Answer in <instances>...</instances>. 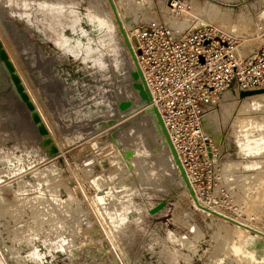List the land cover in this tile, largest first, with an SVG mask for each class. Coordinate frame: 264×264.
I'll list each match as a JSON object with an SVG mask.
<instances>
[{
	"label": "rangeland",
	"instance_id": "obj_1",
	"mask_svg": "<svg viewBox=\"0 0 264 264\" xmlns=\"http://www.w3.org/2000/svg\"><path fill=\"white\" fill-rule=\"evenodd\" d=\"M47 1L64 3L61 0ZM72 1L65 3L74 4L83 13L92 9L95 2H100L102 6L97 4L94 7L96 11L101 10L98 13L100 18L114 17L107 0ZM116 1L122 5L124 3V0ZM127 1L139 3L143 0H126L125 3ZM174 3L177 5L173 6ZM33 4L27 10L31 20L28 21L20 17V13L7 16L10 9L0 2V36L10 56L15 58V64L19 67L17 56L21 44L18 41L20 34H24L31 45L27 43L24 48L26 58L23 67L29 68V64H33L31 59L36 56V48L48 64L52 76L56 74L58 78H63L66 82L62 80V83L73 87L72 90L76 85L75 88H82L81 97L85 98L86 107L83 111L91 110L98 100H103L105 105H102L103 111L89 121H82L80 128H64L66 121H62L63 117L68 116L69 110L75 106L59 101L56 105L50 103L44 109V105H40L46 102L44 97L35 96L40 95L42 89L36 82L31 87V69L22 72L19 67L30 91L33 92L31 88L36 90L34 100L46 119L60 154L56 158L46 159L32 123L29 126L17 119L20 116L17 107L0 108V264H232L229 252L230 242L237 232L235 225L207 217L197 210L175 172H172L165 147H159L158 155L152 151L156 135L153 125L149 122L147 128L140 126L134 130L140 133L138 141L134 139L135 132L129 134L132 124L117 127L130 121L135 122L131 126L134 127L143 117L142 111L118 116L114 111L118 107H112L117 100L113 93L116 87L121 86L119 93L127 91L114 67L116 62L121 64L127 58L117 27L110 23L113 28L111 32L99 31L96 34L101 43V63L92 62L89 56L79 63L64 56L54 45L46 31V23L42 22L40 12L34 11ZM210 6H220L221 10L227 12L223 19L227 26H239L241 18H248L250 25H260L259 35L230 34L229 28L224 30L220 22H212L210 17L201 13ZM133 8H123L131 33L152 25H167L175 32L174 26H171L173 23L166 22V16L173 18L184 8L194 13V18L190 22L192 26L180 30L182 32H177L178 35L205 25L212 26L219 35L234 43L240 60L251 58L264 47V0H148L145 6L147 11ZM83 24L85 22L81 26ZM11 31L15 39L10 38ZM87 55L93 56L92 53ZM68 60L71 63L69 70L64 66ZM98 70L108 75L109 82L96 81L95 76L88 75ZM3 78L7 79L0 65V79ZM8 84L7 80L5 86L9 87ZM131 94L130 99L135 100V95ZM1 100H5L3 95ZM242 100L238 98L236 88L232 87L216 95L213 102L206 105L203 126L212 139L213 148L207 158L194 163L192 175L187 173L201 202L264 232V185L259 180L264 176V107L260 113L244 110V114L252 113V122L248 121L247 128L240 131L238 122L243 120V113L240 112ZM245 101L250 102V99ZM259 102L263 105V102ZM105 108H108L107 111H104ZM23 118L28 120L27 113ZM115 118V126L94 131L95 126L97 129L103 127L101 121ZM122 128L127 129L121 131ZM75 131L78 133L74 134ZM118 132L116 136L121 143L138 149L139 155L133 157L131 162L120 153L121 146L116 147L108 142L98 147V136ZM83 133L90 135L79 140ZM253 140L255 144H251ZM140 158L150 163L158 183L150 181L145 172L139 173L134 163ZM252 162H259L258 169H253ZM129 164L132 169H129ZM162 202H166V208L150 215L149 211ZM176 236H184L181 238L182 246L174 242ZM259 242L258 256L264 254V241Z\"/></svg>",
	"mask_w": 264,
	"mask_h": 264
},
{
	"label": "bare ground",
	"instance_id": "obj_2",
	"mask_svg": "<svg viewBox=\"0 0 264 264\" xmlns=\"http://www.w3.org/2000/svg\"><path fill=\"white\" fill-rule=\"evenodd\" d=\"M57 1H59V0H57ZM61 1H64V3H60V2H56V1H47V0H1L0 2L2 4H4V6L6 8L10 9V12H9L10 14L7 15V16H10V15L13 16L14 14L18 15V13H20L19 16L22 17V18L25 17L28 21H31V20H30V14L28 13L29 11H27V10L30 7H32V4L35 2V5L33 4V6L35 7L34 11L35 12L36 11L40 12L39 14L42 16V22L46 23V25H45L46 31L50 34V39L54 42V45L59 50H61L63 52L64 56L65 55L69 56V58H72L73 61H79V63L81 61L84 62L85 61L84 59L87 56H89L90 59H93L92 62H95L96 64L101 63L102 55H101V50H99L101 43L97 40V35L96 34L99 33V31L105 32V31L108 30V31L111 32L113 30V28L110 26V23L114 24L117 27L118 35H119L120 39L122 40L120 42L124 45V48L126 49L127 58H126V60L122 61L121 64L116 62L114 67H115V73L121 78L120 81L122 82L124 87L125 86L127 87V91L125 90V91H123L124 93H121V92L119 93V89H120L121 86L119 85L118 87H116V90H114L113 93H114V96L117 98V100L115 102V106H112V107L114 109L116 107H118L117 110H114V111H117L115 113L116 114L118 113V116H120V114L123 115V114H127L129 112L131 113L133 111L134 112L140 111L138 113H141V111H142V116L143 117L141 119V122H140V119H139L138 120L139 123H136V125L134 127H131V126H133L135 124V122H133V121H130V122H127V123L126 122L125 123H121L118 126L117 125L116 126L120 127L122 124L123 125L132 124L131 126H129V130L128 131H129V134H133L135 132L134 130H137L140 126H142L144 128H147L148 127V123L150 122L151 125H153L154 131H155V133L157 135V136L154 135L155 144H153V147H152L153 150L152 151L154 152L155 155H158L159 154V151H158L159 147H162V146L165 147L166 151L168 152L169 161L171 163V167H172V170H173L172 172H175V176L178 178L179 183L184 186V189L190 195V192L188 191V189H187V187H186V185H185V183H184V181H183V179L181 177L180 170L176 166V163L174 161V158H173V155L171 153L170 147L168 146V144L166 142V139H165L164 135L162 134L160 127L158 126L157 117L154 114L146 113L147 108L145 107L144 101H142L141 97L139 96L138 91L133 87L134 83H141L142 82L140 77H139V74H138V68L142 71V68H141L142 66H141V63H140V59H141L140 57L141 56L139 54L140 41L138 39V34H137L139 30H137V31L134 30L136 33L135 32H133V33L130 32V29H129V26H128V19L126 18L125 14L123 12V8H124V6L125 7H129V8L135 7L136 9L146 10L147 11V9H146L147 7L145 8V6H146V4H148V0L139 1V3L138 2L137 3H135V2H130L129 3L128 1H127L128 3H125L126 0H124L123 1L124 2L123 3L124 6L122 4H119V1L113 0V3L115 5L116 11H117V15H118L119 20H120V22L122 24V28L125 31L126 35H127V39H128V41H129V43L131 45L132 51L128 47V45L126 44V40L124 38V35L122 34V31L120 29V25L118 24V20L116 19V16H115V14H114V12H113V10L111 8V5H110L108 0H107L108 1V5H109V7H110V9H111V11L113 13V16H114V17H111L109 19H105V18L101 19L100 18L101 16H99V14H98V13L101 12V10L97 9V11H96V9L94 8L95 5H97V4L99 5L100 2L99 3L95 2V5H94V7L92 9H89L87 12L83 13V12H80L79 10H77V8L74 6V4L65 3L68 0H61ZM219 4H224V3H219ZM122 6H123V8H122ZM135 8H133V9H135ZM202 10H203V8L201 9V11ZM21 13H23V14H21ZM32 13H33V11H32ZM201 13H203V14L205 13V17H208V18L210 17L212 22H220V27L223 28L224 30L229 28L230 29V31H229L230 34H232L234 36L235 35L236 36H240L243 33L244 34H250V35H254V34L259 35V33H260V31H259L260 25H258L256 23L254 25H250V21H248L249 20L248 18H247V20L244 19V18L239 19L238 22H239V26L240 27L237 26V25H230V26L225 25V22H223V19L227 16V12H224L223 10H221L220 6H210L208 9L207 8L204 9ZM193 14L194 13L187 12L183 8L181 13L179 12L177 16L172 18V17H168V15H167L165 20H166V22H170L171 24L173 23L171 26H174L175 32L176 33L177 32L180 33V32H182L180 30L184 29L185 27L192 26L190 22H191L192 18H194ZM82 22H85V24H83V26H81ZM0 25H2L1 19H0ZM6 27H7V25H6ZM1 28H3V30H4V27H1ZM87 30H89V31L87 32ZM10 38L11 39H13V38L15 39L14 33L12 31L10 32ZM22 38H23V40H20ZM0 41L2 42L6 52L8 54V56L10 58V60L12 61L17 73L19 74V76L21 75V71L22 72H27L28 69H29L28 66L23 67V65H22L24 59L26 58V55L24 54V52H25L24 48L27 46V43H29V45H31V44H30L29 40L26 39L25 35L24 34H20L19 41H18V43L21 44V46H19V48H20V54L22 56L20 54H18L17 60L19 61V67H20L21 71H20L19 67L15 64L16 63V61L14 60L15 58L13 59L12 56H10V54H9L10 51H7L6 44L4 45L1 36H0ZM120 52H121V50H120ZM88 53H92L93 56L87 55ZM122 54H125V53H122ZM237 56H238V53H237ZM123 57H124V55H123ZM134 57H135V59H134ZM82 58H83L84 61L82 60ZM114 60L116 61L117 58L114 57ZM26 61H27V59H26ZM84 64L86 66H88L87 63H84ZM0 65L4 69V72H5V75H6V78H7V79L3 78L4 81H3V79H0V108L7 109V108L17 107L19 109L18 115H20L19 118H17V119L18 120H20V119L23 120L22 122L28 123L29 126H30V122L32 123L33 127L35 128V132L37 133V135H38V137L40 139L39 144L42 147V150L44 151V153L46 155L45 156L46 159L49 160V159L56 158L57 156H59L60 150H59L58 146L56 145L54 139L51 136V133H50L51 131H49L50 128L47 127V124L45 122L46 119L44 120V118L42 117L43 113H42L37 101L34 100V94H35L36 90H33L34 93L31 92L30 88L28 87V85L26 84L25 80L23 79V76L22 75L20 76V78L22 79V81L26 85V90L28 91V94L30 95V98L34 102V104L36 106V109H37V111L39 112V114H40V116L42 118L43 123L45 124L46 128L49 131V137L48 138H44L43 136H41L39 134L38 127L32 120L31 112L28 110V108L25 105V103L20 99V97L16 93V91L14 89V86H13V84H12L10 78H9V73L6 70V68L4 67V65H3V63L1 61H0ZM95 66H97V65H95ZM95 66L94 67L91 66V68H96ZM98 68H99V66H98ZM87 71H88V69H87ZM100 71L101 70H98L96 72H91L88 75L89 76H95V78H96L95 80L96 81L100 80V82H103V83L104 82H109L108 75L107 74H102ZM77 72L79 73L80 71L77 70ZM30 79H31V85H32L31 87H34L33 84H32V83L35 84V81L33 80V77H31ZM7 80H8V83H9L8 84L9 87L5 86ZM107 90H109V89H107ZM121 90H122V88H121ZM131 93H133L135 95V100L134 99L133 100L130 99L131 95H132ZM2 95L5 97V100H1L2 99ZM35 96H36V94H35ZM118 96H120V97H118ZM121 97H122V99L119 100V98H121ZM245 99H250V102H246ZM102 101L103 100H100V101L98 100L97 101V105L95 107H93L91 110H86V111H82L81 112L86 121H89L92 118V116H95L96 114H98L101 111H103L102 110V105L104 104V101L103 102ZM242 101H243V104H242V106L240 108L241 109L240 112L243 113V116H242V113H241V116L243 117V120H241V121L239 120V122H238V128H240V131L241 130L243 131L245 128H247L248 121L249 122L251 121L252 113L249 114L250 111H255L256 113L257 112L260 113V111H263L261 109L264 107V90L260 94L253 95V96H250V97H246ZM259 101L263 102V105ZM108 107H110V106L108 105ZM107 109L108 108H105L104 111H107ZM246 109L249 111L248 114H244V110H246ZM239 110H238V112H239ZM24 112L27 113L29 121L27 119L23 118V115L25 114ZM115 113H113V114H115ZM117 118L112 119L110 121H101V123L103 124V127L97 129V126H95L94 127V131H98L99 132V131H102L103 129H105L106 127L108 128V127L116 124L117 121H115V120ZM119 118H121V117H119ZM127 118H128V116H127ZM71 121H72V119H71ZM76 122H77V120H76ZM48 125H49V123H48ZM72 125H73V123H72ZM165 127H166V125H165ZM127 128H124V129L122 128L121 131H124ZM167 131H168V129H167ZM120 132H118L117 134H112V133L111 134H107V133H105L103 135L101 134L100 136H98V138H97L98 139L97 141L99 142V143L97 142L98 147H101L102 145L107 144L108 142L113 143L116 147H120L121 146L122 150H120V153L123 155V157L128 162H131L133 157L139 155L138 149L136 147H132V146L130 147L124 142H122L123 143L122 144L120 142V139H118V137L116 136ZM92 133H95V132H92ZM89 135L90 134H86V135L84 134V135H82L83 137L80 138L79 140H82L83 138L84 139L88 138ZM46 139H51L52 140V143H53L52 145L57 147L58 150H59V154L58 155H55V154H53L51 152V147L52 146L45 144ZM134 139L136 141H138V139H140V133L139 132L134 134ZM241 140L242 139H240V141ZM171 141H172V139H171ZM243 143L245 144V142H243ZM172 144H173L174 148L176 149V145H175V143H173V141H172ZM251 144H255L254 140L251 142ZM141 146H143V145H141ZM129 151L132 152L133 155L130 158H127V153ZM176 152H177V149H176ZM177 154H178V152H177ZM255 154H258V153H255ZM255 154H252V155L255 156ZM261 155H262V153H261ZM178 157H179V159H180V161H181V163H182V165H183V167L185 169V172H186L187 176H188L187 172H189L192 175V171L193 170H190L188 167H186V165L183 163L184 162L183 161V157L180 156V154H178ZM145 158L138 159L137 162L134 163L135 167L138 169L139 173L144 174V172H145V174H144L145 176L149 175L147 177H149L150 181L158 183L156 181V179L154 178V176H153L152 170L150 169V165H149L150 163L149 164L146 163V161L148 159L146 158L147 159L146 160ZM6 162H9V160H6ZM148 162H149V160H148ZM252 163H253V165H251V166L253 167V169H254V167H257L256 169H258V167L260 166L259 162H252ZM161 166H162V164H161ZM251 166L247 165V167H251ZM128 167H129V169H132V165L131 164H129ZM164 168H165V166H164ZM152 169H154V167ZM163 171H164V169H163ZM259 180L261 181L260 184L264 185L263 184L264 183V176L262 178H259ZM189 181H190V179H189ZM191 186H192V184H191ZM192 189L194 190L193 187H192ZM263 193H264V191H263ZM195 196H196V199H194L190 195L191 201H192L193 205L197 208V210H199L203 214L205 213L206 216L208 215L207 217L211 216L213 219L214 218L221 219L222 221H225V222L229 221V222H232L235 225V227L237 229V232H236V234L234 235L233 239L230 242V252H229L230 257L232 258V261H233L232 264H264V254L258 256V254H259L258 250L260 249V246H258V243H260L259 241H261V242L264 241V232H262L261 230H258V229H255V228L251 227L248 223H240L238 220H235V219L229 217L226 214H222V213L218 212L219 210L217 211L216 210L217 208L205 205L206 203L201 202L200 198L197 195H195ZM262 200H264V199H262ZM262 202H264V201H262ZM163 210H161V211H163ZM2 214H3V212H2ZM34 220H35V218H34ZM38 222L39 221H37L35 223H38ZM32 225H33V223H32ZM35 225H33V226H35ZM37 227L39 228V224H38ZM192 229H193V227H192ZM29 232H30V230H29ZM36 232H38V230ZM27 234H30V233L27 232ZM183 237L184 236H182V237L176 236V238L174 239V242H176L177 244L182 246L183 245V241L181 240V238H183Z\"/></svg>",
	"mask_w": 264,
	"mask_h": 264
},
{
	"label": "built area",
	"instance_id": "obj_3",
	"mask_svg": "<svg viewBox=\"0 0 264 264\" xmlns=\"http://www.w3.org/2000/svg\"><path fill=\"white\" fill-rule=\"evenodd\" d=\"M174 3L173 6H176ZM140 63L145 82L183 163H194L212 151L204 131V108L216 95L236 88L264 90V47L240 60L232 41L205 25L178 35L167 25L139 28Z\"/></svg>",
	"mask_w": 264,
	"mask_h": 264
},
{
	"label": "water",
	"instance_id": "obj_4",
	"mask_svg": "<svg viewBox=\"0 0 264 264\" xmlns=\"http://www.w3.org/2000/svg\"><path fill=\"white\" fill-rule=\"evenodd\" d=\"M108 1H109L110 5H111V8H112V10H113V12H114V14L116 16V19L118 20V24L120 25V29L122 31V34L124 35V38L126 40V44L128 45V47L132 51L131 45H130L128 39H127V35H126L125 31L123 30L122 24H121V22L119 20V17L117 15V11H116L115 5L113 3V0H108ZM139 54H140V52H139ZM134 59H135V57H134ZM0 61L3 63L4 67L8 71L9 78H10V80H11L13 86H14V89H15L16 93L18 94L20 99L25 103V105L27 106L28 110L31 112L32 120L37 125L39 134L41 136H43L44 138H48L49 137V131L46 128L45 124L43 123L42 118H41L39 112L37 111L34 102L32 101V99L30 98V95L26 91V88H25V86H24V84L22 82V79L20 78L19 74L17 73V71H16L12 61L10 60V58H9V56H8V54H7V52H6V50H5V48H4V46H3L1 41H0ZM138 74H139V77H140L142 82L141 83H134L133 87L138 91L139 96L141 97L142 101H144L145 107L147 108L146 113L154 114L157 117L158 126L160 127L161 132L164 135L168 146L170 147V150H171V153L173 155V158H174V161L176 163V166L180 170L181 177H182V179H183L188 191L190 192V195L194 199H196L195 192L192 189L191 183H190V181L188 179V176H187V174L185 172V169H184V167H183V165H182V163H181V161H180V159L178 157L176 149L174 148V146L172 144V141L170 139L169 133H168L166 127H165L164 121L162 120V117H161L158 109L151 105L152 104V97H151L150 91H149V89H148V87L146 85V82H145V79H144V75H143L142 71L139 68H138ZM262 91L263 90L251 91V92H243L240 95V99H244L246 97H250V96H253V95L260 94ZM45 144L52 146L51 147V152L53 154H55V155L59 154L58 148L55 147L54 145H52L53 143H52L51 139H46ZM132 155H133V153L129 151L127 153V158H130ZM166 205H167L166 202H162L157 207L151 209L150 210V214L151 215L157 214L158 212L163 210L166 207Z\"/></svg>",
	"mask_w": 264,
	"mask_h": 264
},
{
	"label": "crops",
	"instance_id": "obj_5",
	"mask_svg": "<svg viewBox=\"0 0 264 264\" xmlns=\"http://www.w3.org/2000/svg\"><path fill=\"white\" fill-rule=\"evenodd\" d=\"M34 49V47H33ZM36 56H34L31 60L34 61L33 64H29V68L31 69L32 72V77L33 80L36 82V84L40 87V90L42 89L40 95L37 94V97H44V101L40 105H44V109L48 108L50 103H53L56 105L57 102H66L68 106H75L72 109L69 110V115L63 117L62 121H66L64 128H80L81 127V122L86 121L81 112L86 109L85 107V98L81 97V90L82 88L80 87L79 89L75 88L77 85L74 87L72 90L67 83H62L63 78H58L55 74V76H52V72L48 68V64L42 59L39 50L34 49ZM64 64L65 68H68L69 70L70 67V60L65 62ZM64 68V69H65ZM60 76V75H59ZM65 81V80H63ZM23 82V81H22ZM66 82V81H65ZM25 88L26 85L23 82ZM80 86V85H79ZM27 91V90H26ZM33 91V88H32ZM28 92V91H27ZM75 114V115H74ZM51 116L52 114L49 113ZM59 117V116H58ZM79 117V118H78ZM69 119V120H68ZM72 119V121H71ZM83 119V120H82ZM77 120V122H76ZM67 123V124H66ZM71 123V124H70ZM73 123V125H72ZM84 126H86V123H84ZM75 133H78V131H75ZM96 136V134H95ZM92 138V137H90Z\"/></svg>",
	"mask_w": 264,
	"mask_h": 264
}]
</instances>
